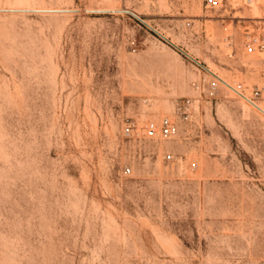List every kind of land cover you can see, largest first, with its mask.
Here are the masks:
<instances>
[{
  "label": "rangeland",
  "instance_id": "obj_1",
  "mask_svg": "<svg viewBox=\"0 0 264 264\" xmlns=\"http://www.w3.org/2000/svg\"><path fill=\"white\" fill-rule=\"evenodd\" d=\"M219 1L0 0V264L264 261V0Z\"/></svg>",
  "mask_w": 264,
  "mask_h": 264
},
{
  "label": "built area",
  "instance_id": "obj_2",
  "mask_svg": "<svg viewBox=\"0 0 264 264\" xmlns=\"http://www.w3.org/2000/svg\"><path fill=\"white\" fill-rule=\"evenodd\" d=\"M206 7L207 8H216L219 6L220 1L219 0H205ZM245 49L248 53L254 54L256 52L264 53V35H249L248 39L245 42ZM236 93L242 98L247 101H249L252 104H257L256 100H258L262 96V90L257 88L254 90L252 96H248L246 94L245 89L242 85H238L237 88H235ZM144 130V137L147 139L155 140L158 138H164V139H171L172 137L176 136L179 132V126L178 124L168 118H163L159 123L155 121H149L146 123ZM123 133L127 137H134L138 136L139 132L136 127V123L130 119L127 118L124 126H123ZM169 159H171V155L168 156ZM127 174L131 173V169L128 168L125 170ZM260 264H264V261Z\"/></svg>",
  "mask_w": 264,
  "mask_h": 264
},
{
  "label": "bare ground",
  "instance_id": "obj_3",
  "mask_svg": "<svg viewBox=\"0 0 264 264\" xmlns=\"http://www.w3.org/2000/svg\"><path fill=\"white\" fill-rule=\"evenodd\" d=\"M221 78V77H220ZM225 81V80H224ZM227 83V82H226ZM234 90H235V88H234ZM236 91V90H235ZM243 100H245V99H243ZM245 101H247V100H245ZM248 103H250L249 101H247ZM251 105H253L254 107H256L258 110H260V111H262V112H264V106H262V105H260V104H252V103H250Z\"/></svg>",
  "mask_w": 264,
  "mask_h": 264
}]
</instances>
